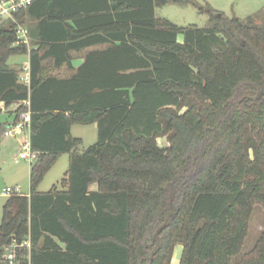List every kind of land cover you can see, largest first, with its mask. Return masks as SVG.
I'll list each match as a JSON object with an SVG mask.
<instances>
[{
	"label": "trees",
	"instance_id": "1",
	"mask_svg": "<svg viewBox=\"0 0 264 264\" xmlns=\"http://www.w3.org/2000/svg\"><path fill=\"white\" fill-rule=\"evenodd\" d=\"M170 1L186 0H112L106 14L122 32L98 41L120 51L122 68L70 78L47 70V57L64 63L56 52L96 40L36 34L31 17L39 9L48 29L77 11L59 16L56 0H34L0 20V113L20 102L15 125L30 111L38 153L30 192L4 203L0 252L30 237L31 264H172L177 244L180 264H264V226L242 253L253 210L264 208V7L242 20L206 6V26L184 27L156 17ZM25 54L30 84L9 63ZM92 123L98 139L80 149L72 127ZM64 153V188L39 191ZM28 255L20 250L21 264Z\"/></svg>",
	"mask_w": 264,
	"mask_h": 264
},
{
	"label": "rangeland",
	"instance_id": "2",
	"mask_svg": "<svg viewBox=\"0 0 264 264\" xmlns=\"http://www.w3.org/2000/svg\"><path fill=\"white\" fill-rule=\"evenodd\" d=\"M211 6L225 12L229 17H239L246 20L248 16L254 15L264 7V0H186L185 2L170 1L157 8V15L166 18L178 26L207 25L210 13L202 10L203 7ZM261 21V19H259ZM183 40V35H179ZM27 60L24 55H15L10 58L13 66L20 68ZM15 105H11L9 111L0 113V125L5 126L4 134L0 136V222L3 217V206L8 194L3 192L7 187L21 188L23 194L30 192V171L34 162L21 156L22 146L30 140V131L25 129L16 134L10 133L9 129L13 124L15 115L12 111ZM73 135L81 137L83 144L79 147L85 149L95 143L98 139L97 125L78 126L74 129ZM70 166L68 154L61 155L55 164L47 171L38 186V190L49 191L53 186L64 188L62 179ZM264 226V208L256 205L250 218L249 235L242 248V253L250 251L258 241ZM183 252V245L177 244L174 249L172 264H180Z\"/></svg>",
	"mask_w": 264,
	"mask_h": 264
},
{
	"label": "crops",
	"instance_id": "3",
	"mask_svg": "<svg viewBox=\"0 0 264 264\" xmlns=\"http://www.w3.org/2000/svg\"><path fill=\"white\" fill-rule=\"evenodd\" d=\"M111 2L112 0H56V4L54 6L55 11L52 12V14H58L60 16V13L69 14L75 13L76 11L77 14L67 17L64 22L60 21V24H58V26H52L55 24L53 22H56V19H51L48 23V29L43 28L44 30L37 26L40 20L37 18L39 9L36 8L34 10V14L31 18L32 27L36 34H39L41 30L42 33L46 34L47 37L50 36L64 38L82 34V36H79L77 40H96L89 44H84L83 47L79 49L59 50L58 52H56V55H58L59 58L67 56L66 58L68 59L64 63L57 64L55 63L53 57L48 56L45 61L47 70H49L51 73H53L59 78H70L80 68H82L83 70L90 71H115L120 70L122 68L120 51L114 48L110 50V52H106L109 44H111V41H98L102 39L115 40V38L119 37L122 32L119 26H116V21L120 20L116 18L115 14L113 16L106 14V8L107 6L111 5ZM157 8L155 9V15L157 18H161L157 15ZM38 37H40V35ZM69 55L70 58L68 57ZM24 56L25 58H27V60L23 63V65L30 61L29 54H25ZM9 63L13 65L12 62L9 61ZM19 104L20 102L13 103V105H15V108L10 112L15 111ZM1 106L4 107L5 112H8L10 109V106L6 108L4 104H1ZM81 125L85 126L83 124L73 125L71 131L72 135L74 129ZM87 125L97 124L92 123ZM64 154H68L70 160V153ZM91 187L92 189H96L97 186L92 185Z\"/></svg>",
	"mask_w": 264,
	"mask_h": 264
},
{
	"label": "built area",
	"instance_id": "4",
	"mask_svg": "<svg viewBox=\"0 0 264 264\" xmlns=\"http://www.w3.org/2000/svg\"><path fill=\"white\" fill-rule=\"evenodd\" d=\"M33 1L34 0H0V20L6 18H12L15 20L14 17L15 12H17L22 8L28 7ZM17 24H18L17 31L19 36L18 42H28L27 28L19 23ZM21 80L26 84H30V80H31L30 61H28L26 64L22 66ZM21 117L22 119L20 122L10 127L9 129L10 133L16 134L17 132H20L26 127L30 131V121H31L30 111L23 112ZM22 149L23 151L21 152V156L30 161H33L38 155L37 152L32 150L30 140L23 144ZM3 193L8 195H11L13 193L23 194L19 186L15 188L7 187ZM31 246L32 243L30 237H28L26 240L23 241H17V240L12 241L8 246L2 248L0 252V264H21L22 261L19 256V252L23 248H27L29 250L28 264H31L30 261Z\"/></svg>",
	"mask_w": 264,
	"mask_h": 264
}]
</instances>
